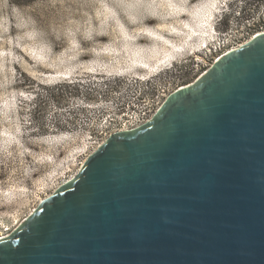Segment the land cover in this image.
Wrapping results in <instances>:
<instances>
[{
	"label": "water",
	"instance_id": "95a60500",
	"mask_svg": "<svg viewBox=\"0 0 264 264\" xmlns=\"http://www.w3.org/2000/svg\"><path fill=\"white\" fill-rule=\"evenodd\" d=\"M0 264H264V33L107 138Z\"/></svg>",
	"mask_w": 264,
	"mask_h": 264
},
{
	"label": "rangeland",
	"instance_id": "374dc122",
	"mask_svg": "<svg viewBox=\"0 0 264 264\" xmlns=\"http://www.w3.org/2000/svg\"><path fill=\"white\" fill-rule=\"evenodd\" d=\"M263 23L264 0H0V233L75 176L146 89L193 83Z\"/></svg>",
	"mask_w": 264,
	"mask_h": 264
},
{
	"label": "built area",
	"instance_id": "2783aa9c",
	"mask_svg": "<svg viewBox=\"0 0 264 264\" xmlns=\"http://www.w3.org/2000/svg\"><path fill=\"white\" fill-rule=\"evenodd\" d=\"M263 33H264V23L258 26L257 31L254 34H252L250 37H248V39L243 41L242 43H239L236 45H230L228 43L223 44V46L218 49L219 53H218V50L215 49L214 53L217 56L213 59L208 69L212 66L213 63L219 60V58L222 57L228 51L237 49L238 47L244 45L245 43H247L254 37L260 34H263ZM207 70L204 71L203 73L207 72ZM182 87L183 86H178V85L171 86V84H168V86L164 87L163 89H161L159 92L155 94H152L151 91H149V89H146V91H144L141 97L137 100L135 109L131 111H127L126 113H122L119 120L115 121L114 124L111 125L110 127H107L105 131L106 136H108L109 138L114 133L129 131V130L136 129L146 124L148 121H150L155 116V114L158 112V110L161 108L164 102L169 98V96L175 91L181 89ZM105 141L106 139L102 141V143ZM11 232L12 231L7 230V231H4L3 233H0L1 235L0 238L3 239L7 237Z\"/></svg>",
	"mask_w": 264,
	"mask_h": 264
},
{
	"label": "trees",
	"instance_id": "16d2710c",
	"mask_svg": "<svg viewBox=\"0 0 264 264\" xmlns=\"http://www.w3.org/2000/svg\"><path fill=\"white\" fill-rule=\"evenodd\" d=\"M243 1H245L247 3V1H249V0H243ZM254 1H256V0H254ZM261 1H263V0H261ZM16 4L19 5L21 3H20V1H18V2L16 1ZM232 17H233V13L223 15L222 18H220V20L218 22L217 29L219 31H226L228 29L229 22H230V19ZM37 99H38V95H35L34 101L35 100L37 101Z\"/></svg>",
	"mask_w": 264,
	"mask_h": 264
},
{
	"label": "clouds",
	"instance_id": "9594fccd",
	"mask_svg": "<svg viewBox=\"0 0 264 264\" xmlns=\"http://www.w3.org/2000/svg\"><path fill=\"white\" fill-rule=\"evenodd\" d=\"M218 22H219V21H218ZM218 22H217V23H215V28H214V30H216V29H217ZM216 31H217V30H216Z\"/></svg>",
	"mask_w": 264,
	"mask_h": 264
},
{
	"label": "bare ground",
	"instance_id": "6f19581e",
	"mask_svg": "<svg viewBox=\"0 0 264 264\" xmlns=\"http://www.w3.org/2000/svg\"><path fill=\"white\" fill-rule=\"evenodd\" d=\"M18 225H19V223L17 224V226H18ZM17 226H16V227H17ZM0 237H1V235H0ZM0 239H1V238H0Z\"/></svg>",
	"mask_w": 264,
	"mask_h": 264
}]
</instances>
